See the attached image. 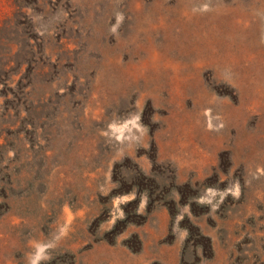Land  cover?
<instances>
[{
    "label": "rangeland",
    "instance_id": "374dc122",
    "mask_svg": "<svg viewBox=\"0 0 264 264\" xmlns=\"http://www.w3.org/2000/svg\"><path fill=\"white\" fill-rule=\"evenodd\" d=\"M0 264H264V0H0Z\"/></svg>",
    "mask_w": 264,
    "mask_h": 264
}]
</instances>
